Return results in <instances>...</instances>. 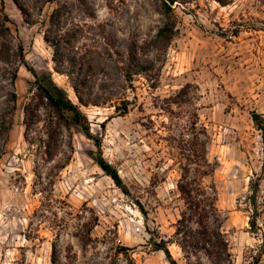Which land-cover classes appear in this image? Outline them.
<instances>
[{
	"label": "rangeland",
	"instance_id": "1",
	"mask_svg": "<svg viewBox=\"0 0 264 264\" xmlns=\"http://www.w3.org/2000/svg\"><path fill=\"white\" fill-rule=\"evenodd\" d=\"M23 1L34 8L35 0ZM88 1L95 18L78 0H56L42 12L32 9L35 25L25 22L13 0L3 3L14 44L23 45L28 66L51 74L79 105L68 78L55 72L53 49L44 39L53 11L67 5L63 28L79 30L76 50L87 56L97 78L100 106L81 110L128 192L95 163L93 141L76 130L72 138L66 133L53 162L41 159L24 138L23 108L34 78L21 66L12 87L0 62V119L9 95H18L12 130L0 137V264H52L54 243L59 264H109L121 246L132 249L136 264H170L152 243L176 239L175 224L185 207L178 183L185 167L195 172L205 134L207 158L215 166L206 183L216 186L222 231L235 264H249L264 244V144L251 115L264 117V0L176 5L178 32L170 48L156 60L155 53L138 49L143 63L156 64L132 83L121 69L128 47L132 40L144 46L163 26L161 1ZM124 101L130 103L125 114ZM258 179L259 229L252 232L250 188ZM94 223L92 241L85 245L82 237ZM169 248L178 264H187L176 244ZM201 258L211 264L204 254Z\"/></svg>",
	"mask_w": 264,
	"mask_h": 264
},
{
	"label": "trees",
	"instance_id": "2",
	"mask_svg": "<svg viewBox=\"0 0 264 264\" xmlns=\"http://www.w3.org/2000/svg\"><path fill=\"white\" fill-rule=\"evenodd\" d=\"M21 11L25 22L35 25V13L32 9L42 12L44 7L56 0H35L34 8L23 0H13ZM86 14L95 18V12L88 0H78ZM165 22L150 41L139 48L136 40H132L127 50L128 62L121 69L127 82L132 83L137 75L148 74L155 69L156 59L166 54L172 41L177 34V16L174 12L176 5L188 4L189 0H160ZM221 6L226 7L233 0H215ZM69 13L66 4L59 5L51 14L50 26L45 32V42L53 49L52 60L54 70L68 78L79 105L75 104L52 78L49 73L39 74L35 69L28 66L25 49L22 44L15 46L14 36L10 27V18L4 12V3H0V62L4 63V77L10 81L12 87L18 80L21 66H25L33 76V81H28V93L30 97L24 105V138L31 148L36 149L41 159L47 163L53 162L60 154L65 143L66 133L70 138L73 131L82 133L93 141L96 152L91 154L95 163L109 176L117 187L127 193V187L119 171L106 160L102 150V140L92 133L88 117L82 112L81 106H100L96 96L97 78L93 66L89 63L86 55L79 54L76 50V40L79 30L73 28L65 30L63 19ZM144 53H155V60L143 63L140 60L139 50ZM18 95L14 91L8 97V110L0 119V137L6 139L12 130L13 118L17 110ZM129 101L123 102L125 114L129 110ZM252 119L260 130L264 144V117L253 111ZM198 152V159L193 163L195 172L192 174L191 167H185L182 179L178 183V190L184 200L185 207L181 212L180 219L175 224V241L153 242L155 251L165 254L170 264H178L173 257L169 245L176 244L183 252L187 264L193 259L197 264H203L201 254H204L211 264H235L229 240L222 231L220 215L217 207V189L212 183L208 185L206 179L215 173V166L207 158L209 138L206 135ZM192 151V150H191ZM68 157L62 164L56 167L57 171L63 170L70 162ZM264 173V165H263ZM251 231L256 232L259 218L258 194L260 192V180L251 184ZM216 225L213 226L212 224ZM96 223L90 225L82 241L89 245L92 241L91 232ZM264 242V235H263ZM132 249L121 246L111 256L109 264H136L130 251ZM264 254V244L260 255L252 257L249 264H261V255ZM125 259L124 260H122ZM52 264H59L60 254L58 245L53 244Z\"/></svg>",
	"mask_w": 264,
	"mask_h": 264
}]
</instances>
